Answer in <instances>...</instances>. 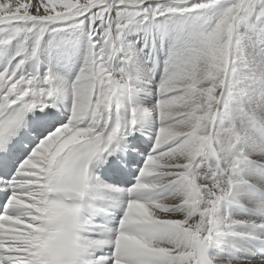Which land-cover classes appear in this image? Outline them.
I'll list each match as a JSON object with an SVG mask.
<instances>
[{
    "label": "snow or ice",
    "instance_id": "snow-or-ice-1",
    "mask_svg": "<svg viewBox=\"0 0 264 264\" xmlns=\"http://www.w3.org/2000/svg\"><path fill=\"white\" fill-rule=\"evenodd\" d=\"M182 3L165 10L148 0L0 2V29L10 33L0 45L21 36L28 44L0 69V264H77L78 257L79 264H213L206 246L218 227L214 211L232 184L218 179V164L199 159L216 90L178 84L181 73L165 79L154 92L150 145L140 137L120 143L136 130V110L121 123L112 103L125 83L110 63L117 16L135 10L156 17L183 10ZM243 3L236 0L224 11L217 30L232 31ZM75 28L87 29L95 43L69 86L51 74H23L47 32ZM65 89L72 96L66 122V113L52 110L54 96ZM117 151L122 154L107 168L117 179L148 154L136 182L124 190L118 229L101 237L84 217V205L108 204L119 192L98 178L93 183L89 165ZM162 189L168 194L158 198Z\"/></svg>",
    "mask_w": 264,
    "mask_h": 264
},
{
    "label": "bare ground",
    "instance_id": "bare-ground-1",
    "mask_svg": "<svg viewBox=\"0 0 264 264\" xmlns=\"http://www.w3.org/2000/svg\"><path fill=\"white\" fill-rule=\"evenodd\" d=\"M188 1L191 4L193 2H208L210 0ZM158 2H165V0H148L149 5ZM129 14L128 10H124L117 17H128ZM150 23L151 19H149L148 24L151 25ZM114 30L115 26L112 27V33ZM65 33L68 36V39H64V35L62 37L53 36L50 31L47 32L42 37L36 56L28 57L25 60L22 68L23 74L29 76L37 75L40 78L51 74L59 81H62L66 86H69L82 67L83 61L88 54L89 46L95 43V41L92 39L88 40L84 37H70L68 32ZM150 34H153L152 27L148 30V33L146 32L144 34V37ZM195 34L196 33H194V35ZM111 39L116 49L110 62L112 71L117 78H122L125 81L124 86L118 89L113 97L112 103L119 110L122 123L126 124L130 121L133 116V110H136L135 113L138 114V117L136 118V130L131 135L123 137L120 140V143L126 144L135 137H140L142 140L148 141L150 145V137L153 133V121L151 118L153 107L146 109L144 107V102L145 100H152L148 99L149 95L153 94L154 90H156L165 80V76L162 78L154 74V71L159 72L158 69L163 67L164 64L155 56L158 55V51L157 53H144L143 59L144 57L149 56L143 61L145 68L141 67L139 61H136L139 65V69H137L135 75L138 78H142L148 73L147 76L153 84L151 82L136 80L128 76L126 71L127 66H124L122 62L124 57L123 52L118 47L113 35ZM157 39L159 40H157V42H160L162 45L165 44V39ZM21 40L23 39L17 37L9 44L0 45V54L4 61L7 58L6 62H9V64L13 61L17 53L20 51V46L22 44ZM178 42H180V38L179 36H175L172 44ZM23 44L25 47L28 46L25 41ZM189 45L190 43L187 46ZM102 48L103 43L97 44L94 51L100 52ZM181 50L182 49H175V51H173L172 57L175 58V62H177V53ZM72 63L76 64L77 72L72 71L70 67ZM9 64H7V66ZM260 66L264 67V61L260 62ZM259 72L264 75V69H260ZM174 73L175 71L171 75ZM135 81L138 83H135ZM234 81L235 80L230 79L229 86L226 88L225 93L227 94V98H225V101L222 100L223 107H226V115L220 114L216 121L217 128L227 126L228 122L235 114L233 112V105L226 103L230 97L233 100L235 97L243 93L245 97V105L242 107L243 109L257 111L264 110V82H261L263 80H258L256 84L243 82L240 84V92L236 90L238 86H235V84V92L231 88L230 82ZM243 87L245 88L242 89ZM249 95L253 96L256 103L252 104L249 102ZM136 97H140L137 102L135 101V99H137ZM52 104L53 111H62L66 113V122L68 115H70V107L72 104V96L70 92L67 91V89L57 92L52 100ZM29 116H31V113H29ZM143 119L146 120L144 126L141 125ZM262 133H264V130H257L255 135L242 141L241 147L246 151L235 169L237 173H234V170L225 171L223 165L218 170V179L221 182H226L230 179L232 184L231 190L229 191L231 196L228 194L227 197L217 205L214 211V218L218 222V227L213 233L212 238L207 242L212 248V253L209 255V258L215 264H264V201L260 198V195L264 194V171L259 169L260 166L264 168V148L260 146ZM261 143H264V140ZM150 150L151 148L149 147L148 151ZM148 151L141 154L139 157V163L131 167L129 174L134 180L132 183L122 182L121 179H116L112 182H108L105 179H98L106 185H115L119 192V196L108 204H100L99 202L95 203L93 206L95 211H106L112 214L113 209L123 210V200L127 198L124 195V190L136 182L135 178L138 175L139 169L143 166ZM121 154L120 151H117L113 156H108L107 158L111 161L115 155ZM199 159L210 165H215L216 163L215 158L207 153L203 154ZM103 162L106 163V161ZM96 179V176L92 177L94 182ZM167 194L168 191L162 189L159 190L157 195L158 198H162ZM225 203L227 204V208H225ZM112 217L115 219V215L112 214ZM88 220L98 229L96 233L97 235L103 237L115 234V228L100 222L95 216H91ZM119 221L120 218L116 220V223ZM85 235L88 234L85 233ZM106 251L107 250H105V253Z\"/></svg>",
    "mask_w": 264,
    "mask_h": 264
},
{
    "label": "rangeland",
    "instance_id": "rangeland-1",
    "mask_svg": "<svg viewBox=\"0 0 264 264\" xmlns=\"http://www.w3.org/2000/svg\"><path fill=\"white\" fill-rule=\"evenodd\" d=\"M0 2H2V0H0ZM177 2L178 0H165V2H158L151 6L159 5L162 9L166 10L170 7H174ZM235 2L236 0H210L208 2H193L190 4L188 0H183L181 4L183 10L170 13L165 12L164 15L151 17L135 14V10L131 12L128 10L130 13L128 17H117V25L119 26H115L113 37L118 47L123 52L124 57L122 62L124 66H127L126 71L128 76L142 82H151L147 76L148 73L142 78L136 77V71L139 69V65L136 61H139L141 67L145 68L143 61L149 56L143 59L144 53H157L158 51V55L155 56L158 60L163 62L164 66L158 69L159 72L154 71V74L162 78L165 76V79H167L176 70L175 58L172 57L173 51H175V49H186L188 47L187 45L189 43L191 44L193 38L207 23L218 20L223 15L224 11ZM261 12H264V0H245L234 21L233 38L230 45V71L225 86L226 88L229 86L230 79L237 80L236 82H230L234 92V84L238 86L236 90L240 92V84L243 82H251L253 84H256L258 80H263L261 82H264V75L259 72L260 69H264V67L260 66V62L264 61V16L261 15ZM149 19H151V25L148 24ZM151 27L153 29V34L144 37V34L146 32L148 33ZM50 32L53 36L62 37L64 35V39H68L65 33L68 32L70 37H84L91 40L88 30L85 28L59 29ZM193 32L196 34L194 35ZM8 35H10V33L0 29V39L6 38ZM175 36H179L180 42L172 44ZM20 38L23 39L22 36ZM157 38L165 39V44L162 45L160 42H157ZM21 42L24 43V40H21ZM6 60L4 61L0 54V69H3L9 64ZM70 67L72 71L77 72L75 63H72ZM135 83L138 82L135 81ZM151 83L153 84V82ZM244 88L245 87L242 89ZM136 98L135 101L137 102L140 97ZM225 98H227L226 93L222 100L225 101ZM148 99L152 100H145L144 107L146 109L154 107L157 102V97L154 93L149 95ZM249 102L254 104L256 100L253 96L249 95ZM226 103L233 105V112L237 113L244 107L245 97L242 93L233 100L231 97L228 98ZM225 111L226 107L224 106L221 114L226 115ZM135 115L137 118L138 114L135 113ZM145 124L146 120L143 119L141 125L144 126ZM261 136L260 146L264 148V143H261L264 140V133H262ZM255 169L258 170L257 168ZM259 169L264 171V168L261 166ZM233 172L237 173L236 170ZM229 195L231 196V194Z\"/></svg>",
    "mask_w": 264,
    "mask_h": 264
},
{
    "label": "clouds",
    "instance_id": "clouds-1",
    "mask_svg": "<svg viewBox=\"0 0 264 264\" xmlns=\"http://www.w3.org/2000/svg\"><path fill=\"white\" fill-rule=\"evenodd\" d=\"M232 38L233 29L230 32L224 28L217 30V20L207 23L191 44L177 53L175 70V73L182 74L178 84H195L199 88L216 90L210 116L201 131L206 138L205 153L215 158V164L220 167L223 165L225 171L237 168L246 151L241 147L242 141L255 135L257 130H264V110L243 108L233 115L227 126L216 127V121L223 110L222 99L230 71ZM68 186L73 190L78 188L75 182H68ZM76 235L79 236V232Z\"/></svg>",
    "mask_w": 264,
    "mask_h": 264
}]
</instances>
